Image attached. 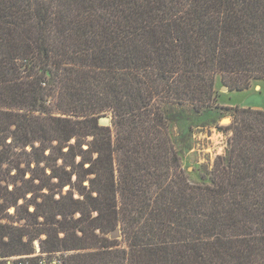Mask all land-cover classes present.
I'll use <instances>...</instances> for the list:
<instances>
[{
	"label": "trees",
	"instance_id": "trees-1",
	"mask_svg": "<svg viewBox=\"0 0 264 264\" xmlns=\"http://www.w3.org/2000/svg\"><path fill=\"white\" fill-rule=\"evenodd\" d=\"M217 76L264 81V0H0V259L264 264V110L200 183L173 137Z\"/></svg>",
	"mask_w": 264,
	"mask_h": 264
},
{
	"label": "rangeland",
	"instance_id": "rangeland-1",
	"mask_svg": "<svg viewBox=\"0 0 264 264\" xmlns=\"http://www.w3.org/2000/svg\"><path fill=\"white\" fill-rule=\"evenodd\" d=\"M215 90L218 97L213 108L206 109L200 114H194L186 108L181 109L179 110L181 119L173 127L172 133L181 165L193 183H200V177L211 170L215 158L226 153L228 149L231 133L226 128L232 123V111H226L224 108L264 110V81H252L249 89L236 92L229 91L223 86L220 77L217 76ZM225 119H229V122L224 121ZM19 180L18 177L6 178L0 182V187L9 191L14 185L15 187L21 185ZM33 184L36 185V181ZM29 198L27 196V199ZM7 215L11 222L17 218L13 208L7 210ZM36 243L37 240L34 244Z\"/></svg>",
	"mask_w": 264,
	"mask_h": 264
},
{
	"label": "built area",
	"instance_id": "built-area-1",
	"mask_svg": "<svg viewBox=\"0 0 264 264\" xmlns=\"http://www.w3.org/2000/svg\"><path fill=\"white\" fill-rule=\"evenodd\" d=\"M69 252H55L51 254L41 253L38 244H35V252L26 256H15L0 259V264H31L36 259V264H68Z\"/></svg>",
	"mask_w": 264,
	"mask_h": 264
},
{
	"label": "water",
	"instance_id": "water-1",
	"mask_svg": "<svg viewBox=\"0 0 264 264\" xmlns=\"http://www.w3.org/2000/svg\"><path fill=\"white\" fill-rule=\"evenodd\" d=\"M103 120H105V122H103ZM227 122H229V119H225ZM100 123L102 124V125H109V118H103V119H101L100 120Z\"/></svg>",
	"mask_w": 264,
	"mask_h": 264
},
{
	"label": "bare ground",
	"instance_id": "bare-ground-1",
	"mask_svg": "<svg viewBox=\"0 0 264 264\" xmlns=\"http://www.w3.org/2000/svg\"><path fill=\"white\" fill-rule=\"evenodd\" d=\"M224 121H226V120H224ZM103 122H105V120H103Z\"/></svg>",
	"mask_w": 264,
	"mask_h": 264
}]
</instances>
